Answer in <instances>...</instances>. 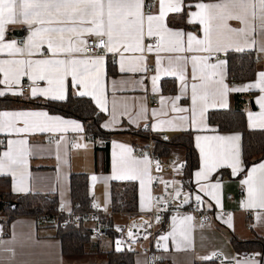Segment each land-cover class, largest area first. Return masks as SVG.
<instances>
[{
    "label": "snow or ice",
    "instance_id": "1",
    "mask_svg": "<svg viewBox=\"0 0 264 264\" xmlns=\"http://www.w3.org/2000/svg\"><path fill=\"white\" fill-rule=\"evenodd\" d=\"M177 20L181 23H174ZM231 21L240 26L233 27ZM12 24L25 26L26 39H8ZM188 26L193 27L188 30ZM259 36H264V0H0V55L7 57L0 59V97L68 104L87 98L95 106L92 115L107 114L103 128H112L126 118L129 124L157 134H190L200 158L195 195L154 177L153 161L146 153L137 155L129 145L114 142L119 151L113 153V178L139 182L142 211L166 202L165 197H153L150 191L143 196L145 186L156 180L165 190L173 189L171 199L184 204L194 200L209 208L213 207L211 201L218 205V175L225 168L233 176L243 175L244 206L264 209V159L248 167L240 149L241 134L222 132L207 116L210 109H229L232 94L252 93L250 102L258 111L247 112L248 128L264 130V70L240 85L232 84L226 71L232 53L257 49L264 53ZM109 57L120 73L144 74L139 79L114 81L113 91L151 92L158 96L159 108L149 109L143 99L136 98H113L109 104L105 90ZM164 77L177 83L173 95L161 94L158 85ZM145 80L150 81V88ZM69 130L83 133L85 125L41 109L0 111V133L19 137L7 140L0 153V175L15 178L19 174L13 191H28L23 179L31 151L27 137L59 134L58 153L63 133ZM155 168L160 170L158 161ZM174 170L180 171V167ZM159 219L157 216V222ZM116 250H122L119 241Z\"/></svg>",
    "mask_w": 264,
    "mask_h": 264
},
{
    "label": "crops",
    "instance_id": "2",
    "mask_svg": "<svg viewBox=\"0 0 264 264\" xmlns=\"http://www.w3.org/2000/svg\"><path fill=\"white\" fill-rule=\"evenodd\" d=\"M174 23L179 24L181 22L177 20L174 21ZM230 23L233 27L240 26L236 21H231ZM192 27L193 26H188V30H191ZM27 34L25 26L22 24H12L8 26V39L21 41L26 39ZM257 40L258 43L264 44V36L257 37ZM251 52L254 54V60L257 66L256 72L264 70V53H261L258 49ZM5 58L7 57L0 55V59ZM226 71L228 80L231 82L228 69H226ZM106 72L105 90L109 97L110 105L113 98L117 100L136 98L137 100L143 99L149 109L159 108V103L157 106L151 105L150 98H156L158 100V96H155L151 92L145 93L139 90L113 91L112 85L114 81L118 83L129 77H131V79H139L144 74L131 76V74L120 73L118 71V65L113 62L111 57H109L107 61ZM147 75L150 76L151 73ZM164 80L171 81L172 85L174 84V88H177V83L173 78L164 77L158 85L161 94L165 96L173 95L174 92L172 93L170 91L172 88L171 84H168V90L166 92L162 90V81ZM144 83L148 85L149 88L151 87L149 80H145ZM231 83L240 85L233 81ZM236 94L239 95L241 100V104L239 105L245 113L246 126L248 128L247 112L249 110L258 111V106H254L250 102L254 98L252 93L232 94L229 97L230 106L232 105L231 97ZM2 100H7L5 101L7 107L0 108V111H15L20 109L46 110L41 106L35 105L38 102H46L43 99L29 101L22 97L6 95L0 97V101ZM213 110L224 109H210L209 112ZM104 115L105 118L101 125L108 118L106 113ZM63 118L76 120L66 117ZM101 128L106 132L113 133L107 145L109 157L108 171L104 170L106 152L103 150L97 152L95 145L89 141L85 131L83 133H77L69 130L63 133L64 140L61 142L58 153L56 140L59 134H38L27 137L31 151L27 156V167L26 170H24L23 179L24 185L27 187L28 191H13V187L19 179V174L15 178L11 175H0V177L9 179L10 191L16 196L28 193L55 195L58 200V210L62 216H70L72 214L70 196L71 175H87L91 210L98 214L84 221L85 228L91 232V238L86 248L88 253L81 256H63L61 242L56 238L57 222L47 224L34 217H19L10 222L8 226V235L6 236L3 235L5 228L0 223V264H107V252L112 250L117 251L116 241L120 242L122 250L133 252L134 264H148L147 254L144 250L150 246V241L147 239L138 240L134 245L129 244L123 235V231L126 227H133L143 232H149L151 229H154L160 243L157 257L160 258L164 264H196L206 261H217L218 264H245L246 261H256L258 264H261L260 260L262 254L260 251L250 252L253 253L252 257H237V252L231 245V238L233 236L240 240H249L255 236L264 239V209L248 208L244 206L247 201V193L241 184L244 178L243 175L233 176L231 174V169L228 168L220 170L218 179L221 181V187L217 193L220 203L217 205L215 201H211L213 204L211 208L203 204L205 208L220 211V213L216 212L214 217L215 227L198 225L193 219L183 220V217L191 215L188 211L181 209L169 212L161 225L157 222L156 217H152L151 211L141 210L142 189L138 181L113 178L115 175L113 170V153L119 151V149L114 147V142L129 145L135 150V153L139 155L140 151L137 150V148H144L146 146V141L139 137L133 138L125 131L128 128L134 130L144 129L129 124L126 118L122 120L120 124L114 125L112 128ZM252 131L261 130L255 129ZM145 132L147 133V131ZM151 133L162 139H164L165 136L169 139L182 132L165 131L159 134L155 132ZM9 139H19V137L0 133V153L5 150L6 142ZM71 140L73 141V146L69 145ZM76 144H86L87 147H74ZM193 145L198 156L199 167V150L195 147L194 141ZM57 156H59V158H57ZM171 156L184 159V150L181 148L174 149ZM259 162L254 164H258ZM197 169L191 173L188 182L186 181L187 191L185 193H192L195 195L198 192L199 185L196 183L195 178ZM93 176L97 178L95 181L92 180ZM180 178L181 174L178 173V171L166 172L161 175V179L165 181L178 180ZM112 182H133L136 184V213H113L111 211L110 186ZM160 187H162V184ZM149 191L152 195V184L150 186L146 185L143 189V196L145 198ZM228 195H231V200H227L226 197ZM205 200H208V198L206 197ZM221 212H225V215H222ZM151 220L154 222V226L152 227L149 226L152 223ZM145 221H147L148 224H145ZM225 221H228V223ZM248 227L250 228L248 229ZM174 228L175 232L173 231ZM164 237H167V239H164Z\"/></svg>",
    "mask_w": 264,
    "mask_h": 264
},
{
    "label": "trees",
    "instance_id": "3",
    "mask_svg": "<svg viewBox=\"0 0 264 264\" xmlns=\"http://www.w3.org/2000/svg\"><path fill=\"white\" fill-rule=\"evenodd\" d=\"M208 1V0H205ZM231 82L238 84L254 79L257 71L254 54L251 51L245 53H232L227 65ZM171 84V92L175 88L171 81H162V90H168ZM74 100L76 98H73ZM7 100L0 101V108L7 107ZM9 101V100H8ZM232 105L227 110H213L208 112V122L224 132H239L241 134V153L245 164L249 167L264 158V130L252 131L246 126L245 113L241 109L239 95L231 97ZM30 104V103H27ZM38 106L46 109L51 114L61 115L81 121L85 125V133L93 135L105 143L104 146L95 145L96 151H105L104 170L109 169V157L107 153L108 141L113 133L106 132L101 128L105 118L104 114L92 115L93 104L87 102H75L72 104L59 102H38ZM98 112V110H97ZM126 133L133 138L139 137L146 141L148 146L149 134L144 130L127 129ZM153 153L160 157H168L177 148L184 150L186 163L184 179L188 181L191 173L198 167V156L193 145L192 136L186 132L179 133L169 139H162L157 135H151ZM143 148V149H144ZM189 184V183H188ZM70 196L72 203V215H83L91 212V199L88 191L87 175L72 174L70 178ZM111 211L113 213L137 212V187L133 182H112L110 186ZM19 217H34L37 220L50 224L57 222L56 238L61 242L63 256H81L87 254V245L91 238V232L84 226V221L71 222L62 226L66 216L58 210V200L51 194H32L16 196L10 191L9 179L0 177V223L5 228L4 236L8 235V226L11 221ZM162 225V224H161ZM231 245L237 253L245 254L260 251L262 256L260 263L264 264V239L255 236L249 240L231 238ZM107 264H134L133 252L128 250L108 251ZM196 264H218L217 261H206Z\"/></svg>",
    "mask_w": 264,
    "mask_h": 264
},
{
    "label": "built area",
    "instance_id": "4",
    "mask_svg": "<svg viewBox=\"0 0 264 264\" xmlns=\"http://www.w3.org/2000/svg\"><path fill=\"white\" fill-rule=\"evenodd\" d=\"M151 102L152 106H157L158 104V100L156 98H150L149 99ZM146 131V130H145ZM149 134V141H148V146L146 148H137V150H139V154L140 153H146L151 160L153 161V169H152V175L154 177H157L159 179H161V175L163 173L166 172H174L176 166L180 167V171H178V173L181 174V178L178 180H171V182H173L177 187L182 188L183 192L185 193L187 191V183L186 180L183 178V174L185 171V167H186V163L184 159H180L178 157H174V156H168V157H160L156 154L153 153V146H152V141H151V135L152 133L147 131ZM87 138L89 139V141L91 143H93L94 145H100L103 146L104 143L103 141L97 139L96 137H94L93 135H86ZM70 146H73V141H70ZM159 162L160 164V170H156L155 168V162ZM188 182V181H187ZM162 183L159 182V180L153 181L152 183V196L153 197H165L166 198V202L156 205L155 208L151 211V215L152 217H157L159 216V223L162 224L164 222V220L166 219V216L169 212L176 210V209H181V210H186L189 212V214L191 215L193 221L195 223H197L198 225L201 226H212L215 227V220L214 217L217 213H220V211H216V210H211L208 208H205L203 204H198L197 202H195L194 200L192 202H190L189 204H184L182 201L180 200H175V199H171L170 198V194L172 193L173 189L171 187H169L167 190H165L164 185L162 184V187H160ZM227 200H231V195H228ZM99 211V210H97ZM222 215H225V212H221ZM97 212L95 211H91L87 214H83V215H70V216H66L62 226L69 224L71 222H78L80 219H82L83 221H87L90 218H93L95 216H97ZM152 221V220H151ZM154 226V222L152 221L151 223V227ZM150 227V228H151ZM250 227H248L249 229ZM132 233V235H130L129 233ZM123 235L125 240L131 244L134 245L138 240H149L150 242V246L145 249L144 251L147 254V263L148 264H164L160 258L157 257V251L159 249V240L157 239V235H156V231H154V229L150 230L149 232H143V231H138L137 229L133 228V227H126L123 231ZM253 253H245V254H241V253H237L236 256L237 257H252ZM225 264H229V263H225Z\"/></svg>",
    "mask_w": 264,
    "mask_h": 264
}]
</instances>
